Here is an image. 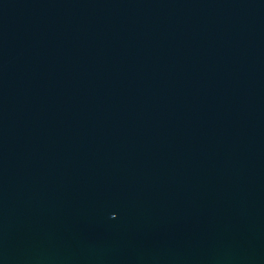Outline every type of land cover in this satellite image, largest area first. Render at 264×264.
Here are the masks:
<instances>
[{
  "label": "water",
  "instance_id": "1",
  "mask_svg": "<svg viewBox=\"0 0 264 264\" xmlns=\"http://www.w3.org/2000/svg\"><path fill=\"white\" fill-rule=\"evenodd\" d=\"M0 264H264V0H0Z\"/></svg>",
  "mask_w": 264,
  "mask_h": 264
}]
</instances>
